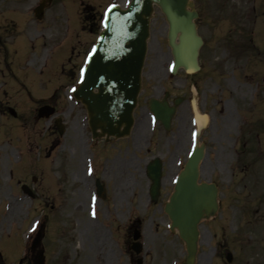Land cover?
Segmentation results:
<instances>
[{"label": "flooded vegetation", "instance_id": "af4514ba", "mask_svg": "<svg viewBox=\"0 0 264 264\" xmlns=\"http://www.w3.org/2000/svg\"><path fill=\"white\" fill-rule=\"evenodd\" d=\"M33 1L0 0V181L12 183L0 185V191L10 197L9 218L16 232L26 234V248L20 263L46 264L50 247L45 234H50L46 229L50 219H54L51 214H56L59 221L73 198L78 199L77 207L84 197L87 202L105 199L111 187L109 181L101 180L106 172L122 185L126 184L124 175L129 170L130 160L124 152L129 150V137L108 141L92 138L83 106L70 94L63 95L66 83L60 78L62 69L58 73L53 70L51 76L52 72L43 68L46 57L40 58L43 64L40 63L36 72L31 67L32 74H18L11 48L18 25L32 20ZM60 1L44 0V12ZM192 2L198 14L197 32L203 40L198 54L199 68L194 72L179 68L171 73L170 87L168 83H160L158 78L152 81L144 77L143 72L135 109L134 144L146 155L151 149L154 127L158 131L164 130L160 122L153 121L149 100H164L170 107H175L169 130L172 146L165 151L157 150L149 159L138 158L145 162L139 165L141 180L136 179L137 185L150 204L151 181L146 167L155 158L161 165L160 188L155 202L169 195L187 156L198 149L203 151V156L197 163L196 183L198 186L203 183L213 185L220 198L222 182L229 184L237 167L234 161L225 160L228 144L230 147L238 143L249 144L252 153L257 147H264V0ZM18 5L24 6L21 13H18ZM200 16L204 17L203 21ZM83 17H89L87 12ZM216 49L220 61L216 63L217 67L214 63L209 66L206 59L210 60ZM28 62L29 58L26 64L32 66ZM148 73L153 74V70L149 69ZM54 80L56 83L50 93L49 86ZM180 83L182 88H179ZM63 96L64 99L68 97L71 104H61ZM43 105L53 106L55 115L35 117ZM68 116L71 118L66 119ZM58 117L62 123L61 134L57 133L55 125ZM68 121L73 123L67 124ZM147 121L152 123L150 136L143 131ZM37 123H47L49 130L41 131ZM231 131L235 137L226 145ZM208 144L215 145L213 158ZM233 151L237 155V150ZM253 160L257 163V158ZM117 188L121 191L118 185ZM25 212L29 216L22 221ZM124 221L129 228L130 218Z\"/></svg>", "mask_w": 264, "mask_h": 264}, {"label": "rangeland", "instance_id": "374dc122", "mask_svg": "<svg viewBox=\"0 0 264 264\" xmlns=\"http://www.w3.org/2000/svg\"><path fill=\"white\" fill-rule=\"evenodd\" d=\"M127 1L61 0L60 3L46 9L40 21L31 17L30 22L19 24L11 48L18 74H32L31 67L36 72L40 63L43 64L42 57L47 55L43 68L49 72L56 70L57 73L61 68L60 78L66 84H72L76 70L82 62L83 53L95 37L94 30L100 25L104 8L111 2L125 5ZM33 5H36V0L33 1ZM83 8L88 10L93 18L89 20L93 23L91 30L89 22L85 21L82 15ZM23 9L24 6L18 5V13ZM199 19L203 21L204 17L200 16ZM166 30L164 16L155 7L150 21L148 51L143 72L144 77L152 81L158 78L160 83H168L167 86L170 87L172 75L169 74L167 67L171 55L166 43ZM44 48L47 50H43ZM216 51L210 54V60L208 57L206 59L209 66L220 61L218 49ZM28 58V63L32 66L26 64ZM149 69L153 70V74L148 73ZM52 74L53 72L51 76ZM181 82L184 83L183 80ZM55 83V80L51 82L49 92ZM181 85L180 83L179 88H182ZM226 88L228 90V87ZM67 89L68 87L65 91ZM63 95L66 96V93L63 92ZM64 96L61 104L68 105V100L64 99ZM71 116L66 119H70ZM72 123L68 121L67 124ZM37 126L43 131L45 124L37 123ZM147 126V123L143 125V131L146 136H150ZM229 136L230 138L226 137V145L234 139L233 131ZM133 137L134 134L129 140V150L124 152H127L125 157L130 160L129 170L124 175L126 184L122 185L118 179L114 180V177H109L106 172L101 180L110 182V192L108 191L105 199L93 204V210L89 211L90 205L85 197L81 198V204L77 207L78 199L70 195L73 199L70 200L65 212L61 213L59 221L56 214H51L54 219H50L46 229L50 234H45L50 247L46 264H138L137 258H141L139 264H185L183 242L177 233L169 231V220L158 208L159 203L146 205V194L139 189L136 181L141 180L138 176L139 165L145 162L138 158L149 159L157 150L165 151L171 147V135L168 131L157 130L150 144L151 149L146 155L139 151ZM214 146H209L212 158ZM233 150H237V155ZM226 151L225 160L234 161L237 167L235 165V174L231 182L229 184L222 182L223 192L217 214L199 224L198 252L194 264H264V147L257 163L253 160L254 155L249 144L238 143L235 147L228 144ZM249 162L250 166L247 165ZM241 167L244 168L241 170ZM0 183L2 186L8 184ZM164 199L159 200L163 203ZM6 202H10L9 198L0 191V214L5 213ZM28 216L29 213L25 212L22 221ZM128 217L129 224L136 221L135 224L140 231L142 251L139 254H135L129 248L128 237L131 235L128 236V228L124 221ZM8 230L13 232L7 222L0 223L2 255L0 264H16L17 255L21 250V245L16 239L18 235L13 233L8 235ZM227 253L232 255L230 261L226 260Z\"/></svg>", "mask_w": 264, "mask_h": 264}, {"label": "water", "instance_id": "95a60500", "mask_svg": "<svg viewBox=\"0 0 264 264\" xmlns=\"http://www.w3.org/2000/svg\"><path fill=\"white\" fill-rule=\"evenodd\" d=\"M157 6L168 23V38L177 65L186 70L197 67L196 56L201 44L195 32L196 17L190 0H129L124 8L111 5L103 20L92 52L83 68L82 81L73 91L75 98L86 107L89 126L95 136L120 137L129 133L133 109L141 84L149 36V21L153 6ZM178 36L179 42L175 43ZM156 101L151 109L165 128H169L172 109ZM201 151L191 156L181 172L175 191L165 204L171 220L170 229L177 230L186 248V264H193L197 251L198 223L213 216L217 210L215 189L196 185V165ZM152 177L151 195L155 198L159 185V164L148 168ZM137 238V234H134ZM132 248L140 251V244ZM231 255L227 256L230 260Z\"/></svg>", "mask_w": 264, "mask_h": 264}, {"label": "snow or ice", "instance_id": "6c2138e0", "mask_svg": "<svg viewBox=\"0 0 264 264\" xmlns=\"http://www.w3.org/2000/svg\"><path fill=\"white\" fill-rule=\"evenodd\" d=\"M83 72V70H81Z\"/></svg>", "mask_w": 264, "mask_h": 264}]
</instances>
